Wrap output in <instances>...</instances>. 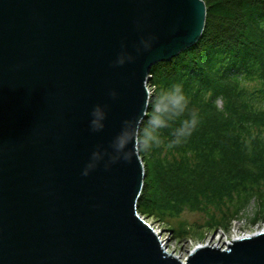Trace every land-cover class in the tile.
Instances as JSON below:
<instances>
[{
  "label": "water",
  "instance_id": "1",
  "mask_svg": "<svg viewBox=\"0 0 264 264\" xmlns=\"http://www.w3.org/2000/svg\"><path fill=\"white\" fill-rule=\"evenodd\" d=\"M205 14L203 0H0V264H264V230L183 261L164 250L137 211L140 156L82 174L140 113L151 66L195 44ZM125 49L136 59L115 65ZM97 104L107 119L93 132Z\"/></svg>",
  "mask_w": 264,
  "mask_h": 264
},
{
  "label": "trees",
  "instance_id": "2",
  "mask_svg": "<svg viewBox=\"0 0 264 264\" xmlns=\"http://www.w3.org/2000/svg\"><path fill=\"white\" fill-rule=\"evenodd\" d=\"M203 1L195 44L150 68L154 90L183 84L196 130L169 147L177 121L161 146L140 155L137 211L176 237L194 226L180 219L185 210L204 214L202 233L227 228L251 201L249 222L264 219V0Z\"/></svg>",
  "mask_w": 264,
  "mask_h": 264
},
{
  "label": "clouds",
  "instance_id": "3",
  "mask_svg": "<svg viewBox=\"0 0 264 264\" xmlns=\"http://www.w3.org/2000/svg\"><path fill=\"white\" fill-rule=\"evenodd\" d=\"M154 39L155 37L142 38L137 45V52L150 50ZM135 59L136 57L125 49L114 64L121 66ZM110 95L116 98L118 93L113 90ZM106 119V106L97 104L91 112V130L102 131L106 126ZM177 121V126L171 131L169 147L179 145L189 138L198 124L197 114L190 108V99L183 84L175 82L160 90L146 88V98L140 113L123 120L120 131L108 148L102 150L98 146L93 151L82 174L87 176L106 157L107 167L121 160L130 162L133 157H139L142 153L161 146L164 143L163 130L171 128Z\"/></svg>",
  "mask_w": 264,
  "mask_h": 264
},
{
  "label": "rangeland",
  "instance_id": "4",
  "mask_svg": "<svg viewBox=\"0 0 264 264\" xmlns=\"http://www.w3.org/2000/svg\"><path fill=\"white\" fill-rule=\"evenodd\" d=\"M218 104L221 103L218 101ZM256 202L251 201L247 210L244 212V216L237 217V220L232 219L227 228H218L217 230H204L203 228H199L197 224H202L205 217L201 212H192L185 210L180 219L187 222L189 225H194L191 227L190 233L183 234L182 237H176L173 235L171 231H169L165 225L162 223L158 227L160 230V235L163 238V248L167 250L171 248V253L176 255L180 260L185 259L189 250H191L197 244L207 243V244H215L219 245L223 248L224 242L228 240L230 237L235 235H242L244 233L254 232L259 230L261 227H264V219L259 218L254 224L249 222L250 216H252L253 211L256 207ZM146 221L150 224L155 222L157 224L158 221H154L152 218H146ZM182 258H181V257Z\"/></svg>",
  "mask_w": 264,
  "mask_h": 264
},
{
  "label": "built area",
  "instance_id": "5",
  "mask_svg": "<svg viewBox=\"0 0 264 264\" xmlns=\"http://www.w3.org/2000/svg\"><path fill=\"white\" fill-rule=\"evenodd\" d=\"M148 77H151V74H149L148 75ZM147 88H150V89H153V86H151L150 84H147V86H146ZM152 225V229L154 230V232L157 234V236H158V240L160 241V244L162 245V247H163V238L161 237V235H160V230L158 229V227L160 226L159 224H151Z\"/></svg>",
  "mask_w": 264,
  "mask_h": 264
},
{
  "label": "bare ground",
  "instance_id": "6",
  "mask_svg": "<svg viewBox=\"0 0 264 264\" xmlns=\"http://www.w3.org/2000/svg\"><path fill=\"white\" fill-rule=\"evenodd\" d=\"M259 230H264V227H261ZM257 231V230H256ZM244 235V234H243ZM235 237H237V236H235ZM181 257V256H180ZM182 258V257H181ZM184 259V258H183Z\"/></svg>",
  "mask_w": 264,
  "mask_h": 264
}]
</instances>
